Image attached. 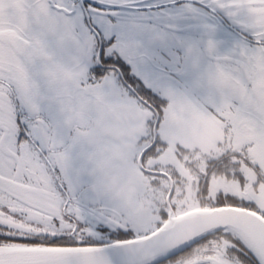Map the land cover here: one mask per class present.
<instances>
[{"label": "snow or ice", "instance_id": "1", "mask_svg": "<svg viewBox=\"0 0 264 264\" xmlns=\"http://www.w3.org/2000/svg\"><path fill=\"white\" fill-rule=\"evenodd\" d=\"M0 264H264V0H0Z\"/></svg>", "mask_w": 264, "mask_h": 264}]
</instances>
